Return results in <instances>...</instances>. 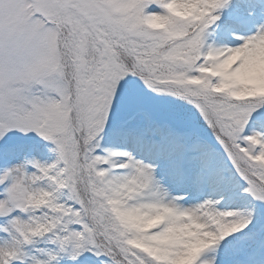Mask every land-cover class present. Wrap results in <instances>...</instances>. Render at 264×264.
Returning <instances> with one entry per match:
<instances>
[{
    "label": "snow or ice",
    "instance_id": "6c2138e0",
    "mask_svg": "<svg viewBox=\"0 0 264 264\" xmlns=\"http://www.w3.org/2000/svg\"><path fill=\"white\" fill-rule=\"evenodd\" d=\"M0 264H264V0H0Z\"/></svg>",
    "mask_w": 264,
    "mask_h": 264
}]
</instances>
